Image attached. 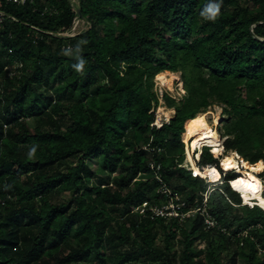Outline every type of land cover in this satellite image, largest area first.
Segmentation results:
<instances>
[{
  "label": "trees",
  "instance_id": "trees-1",
  "mask_svg": "<svg viewBox=\"0 0 264 264\" xmlns=\"http://www.w3.org/2000/svg\"><path fill=\"white\" fill-rule=\"evenodd\" d=\"M211 2L0 0V264H264V210L229 184L252 182L185 168L183 138L213 104L226 150L264 161V0H215V20L201 15ZM77 18L87 28L66 35ZM162 71L185 94L164 93L176 112L157 127ZM199 164L219 166L209 147Z\"/></svg>",
  "mask_w": 264,
  "mask_h": 264
},
{
  "label": "bare ground",
  "instance_id": "bare-ground-1",
  "mask_svg": "<svg viewBox=\"0 0 264 264\" xmlns=\"http://www.w3.org/2000/svg\"><path fill=\"white\" fill-rule=\"evenodd\" d=\"M177 78H178V76L175 72L162 71V72L158 73V75H157V79L159 81H161L162 84L167 85L168 87H172V83ZM179 80H180V78H179ZM160 111L161 112L164 111L163 116H164V118L167 117V119L172 117V116H170V114H172V113L174 114L176 112L174 108L167 107V109H164L162 106L160 107ZM215 112L216 111H214L213 108H211L202 114H198L197 117L194 119V129H195V131L199 132L200 134H203L199 137L210 140L209 142H207L205 144L203 143V145L212 144L215 147V149L213 150L214 154H215V156H218L223 152V148L221 147V144H220L218 131L214 127L215 124L219 123V121H218L217 117H215V116L211 117V115L215 114ZM208 116H210L213 119L211 124L208 122ZM212 124H214V125H212ZM191 136L194 137V134ZM196 143H198V141ZM202 146L200 148L197 147V149L195 146V149L196 150L201 149ZM239 157L240 156L235 151H231L230 154L228 153L222 158V162H223L222 166L225 168V170L237 169V173L239 174L238 177H244L245 179H248L250 182H252L253 186L251 188L241 190V193L243 195L242 198L244 199V201L246 203L250 202L252 204V203H255L253 201V200H255V199H253L254 196H256L260 193L262 194L263 184H262L260 178L258 177V175H256V173H259V171L264 170V161L261 160L260 162H258V164L252 165L250 162H247L246 160H244L240 157L242 159L241 161L243 162V165H239L240 162L237 160ZM190 167L191 168H189V169H195L193 166H190ZM205 167H209V166H205ZM205 167H204V169H205ZM210 167H212V166H210ZM204 169H203V171H204ZM197 170H199V169L197 168ZM198 172H199V175H201L202 177H208L211 181H218L221 178V173L217 169V167L216 168L212 167L208 171L207 170H205L204 172L197 171V173ZM234 181H235V179L232 181V184ZM235 190H237V189H235ZM237 191L240 192L239 190H237ZM247 193L249 194V197L246 196ZM262 199H263V196L259 199L260 205H262L261 204Z\"/></svg>",
  "mask_w": 264,
  "mask_h": 264
},
{
  "label": "rangeland",
  "instance_id": "rangeland-1",
  "mask_svg": "<svg viewBox=\"0 0 264 264\" xmlns=\"http://www.w3.org/2000/svg\"><path fill=\"white\" fill-rule=\"evenodd\" d=\"M72 2L73 3H78V0H72ZM83 28H87V24L86 23H84V21H81V20H76L75 21V23H74V26H73V28H72V30L70 31V32H68L67 33V35H69V36H73V35H76V34H78ZM9 67H11V66H9ZM176 73V72H175ZM177 74V76H178V78L177 79H175L174 80V82L172 83V87H168L167 85H164V84H162L161 83V81H159L158 79H157V75L154 77V91L158 94V97H159V104L155 107V121H154V123L153 124H155L157 127H160L164 122H168L173 116H174V114L172 113V114H170V116H172V117H170L169 119H167V117H165L164 118V116H163V113H164V111L163 112H161L160 111V107L162 106L164 109H167V106H166V104H165V101H164V98H163V95H164V93H166V92H168L170 95H172L173 97H175V98H177V100L179 99V98H181L182 96H184V94H185V89H184V87H183V83H182V81H181V76H180V73H176ZM179 78H180V80H179ZM158 81V82H157ZM171 88V89H170ZM211 108H213V110L214 111H216L215 112V114H212L211 115V117H217V119H218V121H219V123H217V124H215V128H217V130H218V126H219V124H220V121L225 117V115L223 114V110H222V106H219V105H217V104H213V105H211L210 107H208V109H211ZM167 115V114H166ZM210 116H208V122L211 124L212 123V121H213V119L211 118ZM212 125H214V124H212ZM190 131V133L188 132V134H189V136H190V134L191 135H193L192 134V131L191 130H189ZM196 132V134H194V137H192L191 138V136H190V139L188 138V140L187 141H185L184 140V142H185V147H186V152H187V159H188V165L189 166H192L190 163H191V159H190V157H189V154H191V156H192V152L193 151H195L196 149H197V147L198 148H200V142H198V143H196L197 141H196V138H199V136H201V135H203V134H200L199 132H197V131H195ZM219 135V139H220V143H221V145L223 144V142H224V140H225V137H223L220 133L218 134ZM187 142H189V148H188V145H187ZM196 146V149H195V146ZM184 147V148H185ZM188 148V149H187ZM188 150H190L189 152L190 153H188ZM225 150V149H224ZM230 154L231 153V151H225V154ZM193 157V156H192ZM196 158H198V156H195ZM194 159V158H193ZM238 160V159H237ZM101 162V161H100ZM195 163V162H194ZM205 170V169H204ZM208 171V170H207ZM260 172H262V171H260ZM98 173L100 174V175H104V176H107V177H109L110 178V181H112V183H113V181H114V176H110L109 175V173L108 172H106V171H104V170H102V168H100L99 170H98ZM198 174H199V172H198ZM257 175V174H256ZM141 178H143V177H146V176H140ZM206 180H210V179H206ZM211 181V180H210ZM212 192V188L210 189H208L207 190V192L205 193V199H204V208H205V203L208 201V198H209V194ZM246 196L247 197H249V194L247 193L246 194ZM202 209L203 210V212L205 211V209ZM245 233V232H244ZM163 239V234H160L159 235V241H161ZM177 244H176V247L179 249V250H182L183 248H184V245H185V242L184 241H181V238H179V237H177ZM197 242V244H198V248L197 249H204L206 246H207V244H206V242L204 241V240H197L196 241ZM226 255V253L225 252H223V256H225ZM238 264H247L246 263V261L245 260H243V259H239V262H238Z\"/></svg>",
  "mask_w": 264,
  "mask_h": 264
},
{
  "label": "clouds",
  "instance_id": "clouds-1",
  "mask_svg": "<svg viewBox=\"0 0 264 264\" xmlns=\"http://www.w3.org/2000/svg\"><path fill=\"white\" fill-rule=\"evenodd\" d=\"M221 2H222V0H221ZM219 12H220V3H216L215 2V0H213V2H211V3H209L208 5H206L205 6V8H204V10L201 12V15L205 18V19H210V20H215L216 18H217V16L219 15ZM68 33V32H67ZM84 64H85V61L83 60V59H81L80 61H79V63H77L76 65H74V68L77 70V71H82L83 70V67H84ZM162 126V125H161ZM217 129V128H216ZM218 131V130H217ZM185 132H186V128H185ZM218 134H219V131H218ZM183 142H184V138H183ZM221 144V143H220ZM187 145L189 146V142H187ZM184 147H185V142H184ZM204 147H209L210 148V151H211V153L213 154V156L215 157V158H217V160H218V164H219V166H216V165H206V166H215V167H217V169L220 171V173H221V178L218 180V181H210V180H206V179H208V177H206V178H204V177H202L201 175H199L198 173L196 174V175H194L193 174V170H195V169H189V168H187V167H185L184 166V163L182 164V166H184L186 169H188V170H190V172L192 173V175L193 176H195V177H201L202 179H204L206 182H208L209 184H216V183H219V182H221V180L223 179V176H224V174H223V168L221 167V164H220V160L226 155L225 154V151H226V148H225V146H224V142H223V144L221 145V147L223 148V152L220 154V155H218V156H215V154H214V149H215V147L213 146V145H203L202 146V148L201 149H198V150H196V151H193L192 152V156H193V158H194V162H195V165H196V167L200 170H202V167H205V166H200V164H199V162H200V160H201V154H202V151H203V149H204ZM225 149V150H224ZM33 152L35 151V149H33L32 150ZM237 153V152H236ZM186 154H187V152H186V147H185V157H186ZM238 154V153H237ZM239 155V154H238ZM195 156H198V158H196ZM240 156V155H239ZM241 157V156H240ZM238 158V161L240 162L239 163V165H243V162L241 161L242 159L241 158ZM245 160V159H244ZM229 172H231V173H233V174H236V176H238L239 174L237 173V169H234V170H229ZM228 172V173H229ZM257 175H258V177L260 178V180H261V182H262V176H264V175H262V174H264V170H262V172H260L259 171V173H256ZM231 181H233V179L232 180H229V184H230V186H231V188L234 190V191H236L238 194H239V197L241 198V202H242V204L243 205H248V206H250V207H254L255 205H259L263 210H264V207L262 206V205H260V204H258L257 202H258V200L257 199H255V200H253L255 203H250V202H248V203H246L245 201H244V199L242 198V194L240 193V192H238L237 190H235L233 187H232V185H231ZM262 196L264 197V195H263V193H262Z\"/></svg>",
  "mask_w": 264,
  "mask_h": 264
},
{
  "label": "built area",
  "instance_id": "built-area-1",
  "mask_svg": "<svg viewBox=\"0 0 264 264\" xmlns=\"http://www.w3.org/2000/svg\"><path fill=\"white\" fill-rule=\"evenodd\" d=\"M7 2H17V3H24L26 0H6ZM0 14L3 16L4 13L3 12H0ZM78 20H80L79 18H77ZM76 19V20H77ZM67 35V33H66ZM222 159L220 160V164H221V167L224 169L223 170V174L225 175L226 173L229 172V170H225V168L222 166ZM153 167V166H152ZM157 169H160V166H157ZM204 169V167H202V170ZM193 174L196 175L197 174V171L196 170H193ZM206 178V177H204ZM262 178V184H263V190H262V193L264 195V176L261 177ZM209 179V178H208ZM232 183V181H231ZM232 185V184H231ZM234 188V186H232ZM235 189V188H234ZM170 190L165 188L163 189V193L164 194H170ZM147 206H149V209L153 212V214L155 215H160V216H163V215H173V216H178L179 214V211H178V208L182 207L183 205H172V208H170V210H167L168 209V206L165 207V206H162V207H156L155 205H150L148 202H144L142 207H140V212L141 213H145L146 209H147ZM186 213H183V216H185ZM207 222L209 224H212L213 222L210 221V220H207Z\"/></svg>",
  "mask_w": 264,
  "mask_h": 264
},
{
  "label": "water",
  "instance_id": "water-1",
  "mask_svg": "<svg viewBox=\"0 0 264 264\" xmlns=\"http://www.w3.org/2000/svg\"><path fill=\"white\" fill-rule=\"evenodd\" d=\"M78 13H79V15L81 16V11H80V10H78Z\"/></svg>",
  "mask_w": 264,
  "mask_h": 264
}]
</instances>
